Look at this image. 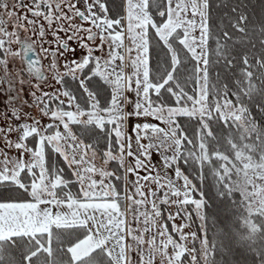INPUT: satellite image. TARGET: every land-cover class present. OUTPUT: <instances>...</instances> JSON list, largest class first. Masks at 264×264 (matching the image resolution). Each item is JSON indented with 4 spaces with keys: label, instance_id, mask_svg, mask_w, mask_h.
Segmentation results:
<instances>
[{
    "label": "snow or ice",
    "instance_id": "6c2138e0",
    "mask_svg": "<svg viewBox=\"0 0 264 264\" xmlns=\"http://www.w3.org/2000/svg\"><path fill=\"white\" fill-rule=\"evenodd\" d=\"M0 264H264V0H0Z\"/></svg>",
    "mask_w": 264,
    "mask_h": 264
},
{
    "label": "rangeland",
    "instance_id": "374dc122",
    "mask_svg": "<svg viewBox=\"0 0 264 264\" xmlns=\"http://www.w3.org/2000/svg\"><path fill=\"white\" fill-rule=\"evenodd\" d=\"M42 62H43V64H44L45 66L48 64V61H47V60H43ZM177 223H179V221H177Z\"/></svg>",
    "mask_w": 264,
    "mask_h": 264
},
{
    "label": "trees",
    "instance_id": "16d2710c",
    "mask_svg": "<svg viewBox=\"0 0 264 264\" xmlns=\"http://www.w3.org/2000/svg\"><path fill=\"white\" fill-rule=\"evenodd\" d=\"M257 7H259V5H257Z\"/></svg>",
    "mask_w": 264,
    "mask_h": 264
},
{
    "label": "flooded vegetation",
    "instance_id": "af4514ba",
    "mask_svg": "<svg viewBox=\"0 0 264 264\" xmlns=\"http://www.w3.org/2000/svg\"><path fill=\"white\" fill-rule=\"evenodd\" d=\"M43 63V62H42Z\"/></svg>",
    "mask_w": 264,
    "mask_h": 264
}]
</instances>
